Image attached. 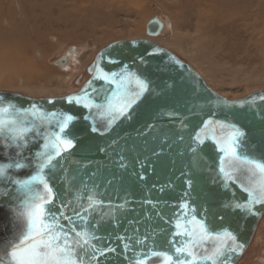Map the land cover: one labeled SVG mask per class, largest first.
<instances>
[{"label":"snow or ice","instance_id":"snow-or-ice-1","mask_svg":"<svg viewBox=\"0 0 264 264\" xmlns=\"http://www.w3.org/2000/svg\"><path fill=\"white\" fill-rule=\"evenodd\" d=\"M159 52L146 50V54L134 58L136 69L112 52L102 53L87 87L66 97L68 105L87 111L81 117L70 111H49L36 103L18 106L0 96V161H6L0 162V220L8 218L16 229L13 239L0 250V264H151L154 258H159V264H234V257L245 245L235 232L217 225V219L225 221L230 212L255 216L260 210L256 206H264V149L258 151L259 146L250 143L249 134L235 116L207 119L198 130L178 135L197 162L203 161L202 146L211 140L217 153L214 164L205 165L214 172L211 182L218 183L226 193L238 186L247 194L241 201L233 192L231 199L218 201L215 213L210 207L193 203L195 181L190 169L181 170L183 189L177 200L169 203L152 198L153 191H175L171 178L147 187L148 172L155 171L153 158L159 160L163 148L153 149L143 159L137 157L132 165L124 154L116 153L113 163L121 170V180L131 166L135 182L147 188L139 201L128 194L118 196L117 201L105 200L107 187L100 191L97 172L87 179L68 173L66 162L80 141L76 134L78 119L88 122L87 132L103 137L120 122L131 121L147 97L160 95L146 74L150 63L147 57L155 59ZM169 60L177 63L171 57ZM105 64L116 66V70H106ZM140 66H144L143 71ZM155 71L165 69L157 66ZM174 86V82L166 84L167 88ZM226 107L252 111L264 126V94ZM165 115L178 117L175 111ZM180 124L187 129L183 120ZM117 144L113 139L97 150L108 155ZM90 147L80 150L87 152ZM115 179H108L106 185L111 187ZM56 182L63 186L61 191H57ZM137 203L143 211L131 216L135 212L131 205ZM162 203L171 209L169 215L159 210ZM153 216L166 227L155 226L149 231L147 225Z\"/></svg>","mask_w":264,"mask_h":264},{"label":"rangeland","instance_id":"rangeland-1","mask_svg":"<svg viewBox=\"0 0 264 264\" xmlns=\"http://www.w3.org/2000/svg\"><path fill=\"white\" fill-rule=\"evenodd\" d=\"M0 10V33H21L0 34V91L70 94L102 48L147 38L152 17L164 30L151 40L191 65L217 93L240 99L264 88V0H0ZM71 46L77 53L65 55ZM63 55L68 67L59 70L55 60ZM263 250L264 216L238 264H264Z\"/></svg>","mask_w":264,"mask_h":264},{"label":"water","instance_id":"water-1","mask_svg":"<svg viewBox=\"0 0 264 264\" xmlns=\"http://www.w3.org/2000/svg\"><path fill=\"white\" fill-rule=\"evenodd\" d=\"M163 30L164 22L158 17H152L146 26L147 38L118 40L102 48L86 70L87 79L83 84H80L76 91L70 94L60 97L34 98L6 91L0 92V96L18 106L28 107L30 104L36 103L49 111H70L71 114L81 117V114L86 115L87 111L77 106L68 105L66 97L77 95L87 87L89 81L93 79L94 73L92 70L95 68L102 53L112 52L114 56H118L124 63L132 64L133 68L136 69L137 65L133 64L134 58L146 54V50L150 52L153 49H159V55L155 59L147 57L150 63L147 66L146 74L150 75V79L153 82L152 86L160 95L147 97L131 121L120 122L114 131L103 137L87 132L88 122L83 121L82 118L78 119L76 122V134L79 135L80 141L78 148L73 150L74 154L66 162L68 173L69 175L75 174L78 177L83 176L87 179L89 174L97 172L96 182L102 185L100 191L104 192L105 187H107V192L104 195L105 200L111 198L113 201H117L118 196L123 197L128 194L131 199L139 201L147 194V188L143 183L135 182L136 178L130 175L133 172L131 166L128 172L123 174V179L121 180V170L113 163L117 159L116 153L124 154L128 158L129 164L132 165L137 157L143 159L145 156H150L153 149L159 151L163 148V154L160 159L155 160L153 158L155 171L149 170L147 187H151L153 183H167L171 178L175 191L169 190L163 194L153 191L151 193L152 198H159L169 203L177 200L179 193L183 189L181 170L190 169L195 181L193 203L210 207L212 212L215 213L219 209L218 201L225 198L231 199L233 192L235 193V198L241 201L246 199L247 194L242 192L238 186H233L232 191L226 193L218 183L213 184L211 182L210 176L214 175V172L210 173L205 166L206 164L213 165L217 156L215 145L211 140L206 141L205 145L202 146L200 154L204 158L203 161L197 162L188 150L186 141L180 142L178 135H187L188 132L198 130L204 120H224L235 116L236 122L244 127L249 134L250 143L253 146H259L258 151L259 149H264V126H262L259 118L247 109L226 107V105L234 106L245 103L252 97L264 94V88L240 99H228L222 96L214 91L191 65L172 51L151 40L161 36ZM170 57L177 63L170 61ZM55 63L58 66H64L66 57L61 56ZM157 66L165 69V71L156 72ZM104 67L109 71L116 70V66L113 65L105 64ZM140 69L143 71L144 66H140ZM173 82L174 88L166 87L167 83ZM78 84L79 81H77ZM49 100L54 101V104H49ZM172 111L177 112L178 117L169 118L165 115V113ZM213 113H215L214 117ZM180 120H183L188 125L187 129H182ZM100 123L102 121H98V124ZM113 139L118 141L115 151L109 149L108 155H105L97 150L98 147H107L108 143ZM165 140H167V143H164ZM86 146H91L90 151L83 152L80 150V148ZM0 155L3 154L0 153ZM83 165H88L89 167L84 169ZM136 170H139L138 166ZM26 174L22 173L21 175ZM113 176L116 179L112 186L108 187L106 181L112 179ZM62 188L63 186L56 182L57 191H61ZM131 207L135 208V212L131 213V216H137L143 211L138 203L131 205ZM256 207L260 210L255 216H243L240 213L230 212L227 214L225 221H220L219 219L216 221L217 225L223 224V227L235 232L239 241L245 245L242 252L234 257V264H238L246 254L258 225L264 216V206L257 205ZM159 210L165 215H169L171 212V209L164 207L163 203L160 205ZM155 226L166 227L153 216L151 223L147 225L148 230L151 231ZM143 229L144 225L142 222L141 230L143 231ZM215 230L219 231L220 228L217 227ZM15 234L16 229L8 218L0 220V250H3L9 244ZM262 255L264 256V250ZM151 264H159V258H154Z\"/></svg>","mask_w":264,"mask_h":264},{"label":"bare ground","instance_id":"bare-ground-1","mask_svg":"<svg viewBox=\"0 0 264 264\" xmlns=\"http://www.w3.org/2000/svg\"><path fill=\"white\" fill-rule=\"evenodd\" d=\"M11 7H12V6H11ZM11 9H12V8H11ZM2 10H3V9H2ZM13 10H14V9H13ZM13 10H12V11H13ZM0 11H1V10H0ZM0 14H1V13H0ZM6 15H7V14H6ZM10 15H11V14H10ZM11 19H12V18H11ZM13 20H14V19H13ZM13 22H14V21H13ZM12 24H17V23L14 22V23H12ZM19 25H20V24H19ZM21 26H22V25H21ZM146 26H147V25H146ZM10 27H11V26H10ZM19 27H20V26H19ZM22 27L24 28L25 26L23 25ZM1 29H2V28H1ZM1 29H0V31H1ZM13 29H14V26H13ZM16 29H17V28H16ZM6 30H8V28H7ZM11 30H12V29H11ZM2 31H3V33H2V34L0 33V34H1V37L5 36L6 34H8V37H12V35H16V37L21 35L20 32H19V33H16L17 31L14 32L13 30H12L11 32H9V33H7L8 31H5V29H3ZM9 31H10V28H9ZM19 31H20V30H19ZM5 37H6V36H5ZM8 37H7V38H8ZM14 38H15V36H14ZM18 38H19V37H18ZM150 39H151V38H150ZM11 40H13V39H11ZM17 40H18V39H17ZM17 40H16V41H17ZM18 42H19V41H18ZM20 42H21V40H20ZM6 45H7V44H6ZM15 45H16V44H15ZM20 45H21V44H20ZM25 45H26V44H25ZM4 46H5V45H4ZM17 46H18V45H17ZM21 46H22V45H21ZM8 47H9V45H8ZM18 47H19V46H18ZM25 47H26V46H25ZM25 47H24V49H25ZM22 48H23V47H22ZM70 48H71V49L73 48V50H71ZM70 48H69L70 51L68 50V52H66L65 55H66L67 53H68V55H74V54L77 53L76 50H75V49H76L75 47H72V46H71ZM74 48H75V49H74ZM4 49H5V47H4ZM68 55L66 56V64H65L64 66H59V67H63V68H59V67H58L59 70H65L66 67H68V60H67ZM63 56H64V55H63ZM56 61H57V60H56ZM56 61H55V62H56ZM55 65H56V63H55ZM57 66H58V65H57ZM0 92H4V91H0Z\"/></svg>","mask_w":264,"mask_h":264}]
</instances>
